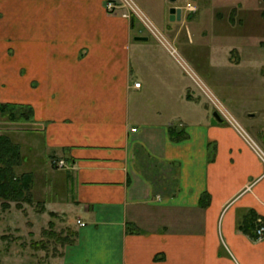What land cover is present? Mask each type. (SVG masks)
<instances>
[{
	"label": "crops",
	"instance_id": "obj_1",
	"mask_svg": "<svg viewBox=\"0 0 264 264\" xmlns=\"http://www.w3.org/2000/svg\"><path fill=\"white\" fill-rule=\"evenodd\" d=\"M107 1L0 0V103L31 110L0 134L19 147L15 174L32 175L28 202L75 233L40 264H264V163L192 91L172 116L143 107L150 35ZM251 98L234 112L264 149V93Z\"/></svg>",
	"mask_w": 264,
	"mask_h": 264
},
{
	"label": "rangeland",
	"instance_id": "obj_2",
	"mask_svg": "<svg viewBox=\"0 0 264 264\" xmlns=\"http://www.w3.org/2000/svg\"><path fill=\"white\" fill-rule=\"evenodd\" d=\"M134 1L162 38L175 46L176 56L180 59L170 54L160 42V34L157 38L148 32L150 36L142 53L144 58L140 60L148 76L143 87V107L149 111L160 109L162 115L169 113L172 116L185 107V101L179 95L187 90L197 95L193 99L203 101L213 112L216 107L185 71V66L187 70H193L209 93L250 136L234 107L249 108L251 96L264 93V76L258 73L257 63L258 60L264 63V41L261 42L264 40V1L255 4L251 0H190L196 10L183 11L180 20L169 19V8L183 5L184 0L174 3L168 0ZM237 2L240 6L234 11L232 3ZM144 28L147 27L143 22L135 18L134 33H142ZM241 44L251 45H247L250 49L246 51L248 56L244 63L236 65ZM21 112H24L22 107L0 109V133H6L9 115L20 116ZM24 120L16 119L14 125H27ZM226 121L243 137L231 121ZM11 201L14 204L9 209ZM28 201L26 197L9 200L7 207L1 203L0 264L48 263L73 237L74 231L62 216L46 214L40 204Z\"/></svg>",
	"mask_w": 264,
	"mask_h": 264
},
{
	"label": "built area",
	"instance_id": "obj_3",
	"mask_svg": "<svg viewBox=\"0 0 264 264\" xmlns=\"http://www.w3.org/2000/svg\"><path fill=\"white\" fill-rule=\"evenodd\" d=\"M184 4L181 6L183 10H187L189 12H192L196 9V7L192 4L190 0H184ZM106 9L108 11H115L116 9L121 10V15L126 18L131 17H137L139 18L143 24L148 28V30L153 33L155 36L160 37V42L167 48V50L175 56V58L179 59L176 55L178 53L175 46L167 41L165 38H162V34L157 31L156 27L152 25V22L150 19L145 15V13L142 11V9L138 6V4L134 0H108L106 3ZM160 34V36H158ZM180 60V59H179ZM184 66V65H183ZM185 71L191 76L192 80L196 83V85L201 89L203 93H205L208 97V99L214 104V107L221 116L228 121H231L235 127L243 134V137L249 142L251 147L255 150V152L258 154L262 162L264 163V151L263 149L250 137L247 135L245 130L239 125V123L236 121V119L229 114L218 102L217 100L209 93L208 88L201 82V80L193 73V70H187L184 66ZM141 85L140 81H134L133 86L139 87ZM136 127H131V131H135ZM52 162L58 166L63 167L66 165V162L63 159H52ZM80 222V221H78ZM83 224L82 222H80ZM256 234L258 238L264 237V224L262 220L258 219V225L256 228Z\"/></svg>",
	"mask_w": 264,
	"mask_h": 264
},
{
	"label": "trees",
	"instance_id": "obj_4",
	"mask_svg": "<svg viewBox=\"0 0 264 264\" xmlns=\"http://www.w3.org/2000/svg\"><path fill=\"white\" fill-rule=\"evenodd\" d=\"M8 106L11 109L16 107L24 108V112L20 113V116L10 114L8 116L11 120H23L29 118L31 110L22 104L17 103H0V109ZM28 112L30 114H28ZM20 118V119H19ZM170 135L173 138H179L183 136L181 131H175L174 127L170 129ZM21 161V154L18 145L14 144L8 136L0 135V198L3 199L2 205L8 206L9 200L18 201L20 198H27L32 175L31 173H22L16 175L14 167ZM73 237L68 241L72 242L75 239V233H72Z\"/></svg>",
	"mask_w": 264,
	"mask_h": 264
},
{
	"label": "water",
	"instance_id": "obj_5",
	"mask_svg": "<svg viewBox=\"0 0 264 264\" xmlns=\"http://www.w3.org/2000/svg\"><path fill=\"white\" fill-rule=\"evenodd\" d=\"M174 3L176 0H169ZM169 19L171 20H180L181 19V8L178 6H172L169 9ZM135 39L138 40H146L148 37L146 35H135ZM221 120V117L217 113V111H213L211 114V123H216L217 121Z\"/></svg>",
	"mask_w": 264,
	"mask_h": 264
}]
</instances>
